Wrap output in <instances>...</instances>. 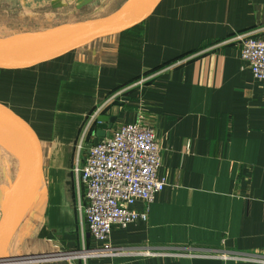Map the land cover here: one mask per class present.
Masks as SVG:
<instances>
[{
	"label": "crops",
	"instance_id": "crops-1",
	"mask_svg": "<svg viewBox=\"0 0 264 264\" xmlns=\"http://www.w3.org/2000/svg\"><path fill=\"white\" fill-rule=\"evenodd\" d=\"M126 1L49 0L69 18L62 24L106 18ZM249 33H264V0H152L116 34L0 65V113L37 140L45 174L7 264H264V83L233 40ZM138 121L156 133L167 185L151 204L133 206L147 221L114 227L111 244L153 255L46 258L96 245L75 169L89 146ZM5 205L0 197V224Z\"/></svg>",
	"mask_w": 264,
	"mask_h": 264
},
{
	"label": "built area",
	"instance_id": "built-area-1",
	"mask_svg": "<svg viewBox=\"0 0 264 264\" xmlns=\"http://www.w3.org/2000/svg\"><path fill=\"white\" fill-rule=\"evenodd\" d=\"M233 40L240 42V57L251 69L254 78L264 83V33L243 34ZM130 89H123L114 97ZM97 114L90 118L86 132ZM84 147L85 144L81 143L79 151ZM160 169L161 147L156 133L142 121L121 125L108 137L89 146L84 165L76 168L75 172L78 186L85 191L79 211L96 245L80 250H59L57 254L46 255V258L88 262L139 253L152 256L153 253L147 249L139 251L113 247L111 237L114 227L127 228L147 221V214L134 210L133 206L138 202L151 204L155 196L164 190L167 183L159 176Z\"/></svg>",
	"mask_w": 264,
	"mask_h": 264
},
{
	"label": "water",
	"instance_id": "water-1",
	"mask_svg": "<svg viewBox=\"0 0 264 264\" xmlns=\"http://www.w3.org/2000/svg\"><path fill=\"white\" fill-rule=\"evenodd\" d=\"M151 1L127 0L116 12L103 19L67 23L44 31L0 38V65L32 63L50 57L76 42L116 34L144 15ZM114 121L115 119L105 116L98 118L101 124H112ZM0 134L13 139L25 163L22 181L8 198L0 224V264H7L12 260L6 255L12 235L24 213L41 191L45 174L38 142L26 127L0 113Z\"/></svg>",
	"mask_w": 264,
	"mask_h": 264
},
{
	"label": "rangeland",
	"instance_id": "rangeland-1",
	"mask_svg": "<svg viewBox=\"0 0 264 264\" xmlns=\"http://www.w3.org/2000/svg\"><path fill=\"white\" fill-rule=\"evenodd\" d=\"M56 14L58 12L52 10L49 0H0V38L38 29L45 30L61 25L59 21L69 19ZM53 15L56 16L53 21H50ZM70 19L74 20V18ZM239 35L243 34L235 35V37ZM24 164V157L17 148L12 149L0 142V197L2 202H7L21 183Z\"/></svg>",
	"mask_w": 264,
	"mask_h": 264
},
{
	"label": "bare ground",
	"instance_id": "bare-ground-1",
	"mask_svg": "<svg viewBox=\"0 0 264 264\" xmlns=\"http://www.w3.org/2000/svg\"><path fill=\"white\" fill-rule=\"evenodd\" d=\"M0 142H2L3 144H5V146H7V147H10V148H17V146L15 145V143H14V141H13V139L12 138H10L9 136H7V135H1L0 134ZM18 149V148H17ZM14 151V150H13ZM15 155H16V153H15ZM16 157V156H15ZM27 211V210H26ZM28 212V211H27ZM26 213V212H25ZM24 213V214H25ZM24 216V215H23Z\"/></svg>",
	"mask_w": 264,
	"mask_h": 264
}]
</instances>
